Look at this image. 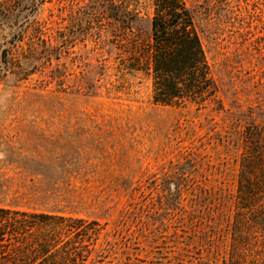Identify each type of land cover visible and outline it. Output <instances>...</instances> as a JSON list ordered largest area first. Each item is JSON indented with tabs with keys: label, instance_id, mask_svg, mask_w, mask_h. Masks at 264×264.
I'll return each instance as SVG.
<instances>
[{
	"label": "rangeland",
	"instance_id": "374dc122",
	"mask_svg": "<svg viewBox=\"0 0 264 264\" xmlns=\"http://www.w3.org/2000/svg\"><path fill=\"white\" fill-rule=\"evenodd\" d=\"M185 3L215 90L166 106L124 65L153 0H0V208L80 221L54 256L264 264L232 229L245 129L264 126V0Z\"/></svg>",
	"mask_w": 264,
	"mask_h": 264
},
{
	"label": "trees",
	"instance_id": "16d2710c",
	"mask_svg": "<svg viewBox=\"0 0 264 264\" xmlns=\"http://www.w3.org/2000/svg\"><path fill=\"white\" fill-rule=\"evenodd\" d=\"M137 25L131 30H137ZM131 46L129 64L124 65L148 75L153 103L203 104L212 97L215 87L185 0H153L148 39L143 42L134 35ZM244 138L236 179L233 239L237 252L264 262V126L247 127ZM245 213L251 216L248 221L243 219ZM80 223L0 208V264H77L76 256L54 255L59 253L60 232L78 229ZM53 258L61 260L55 263Z\"/></svg>",
	"mask_w": 264,
	"mask_h": 264
}]
</instances>
